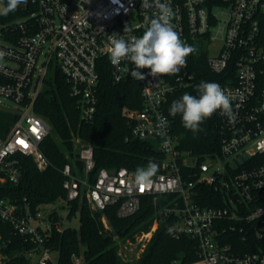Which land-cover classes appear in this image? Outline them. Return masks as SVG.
Here are the masks:
<instances>
[{"label": "built area", "instance_id": "1", "mask_svg": "<svg viewBox=\"0 0 264 264\" xmlns=\"http://www.w3.org/2000/svg\"><path fill=\"white\" fill-rule=\"evenodd\" d=\"M161 2L171 6L172 24L184 42L212 49L219 43L218 51L207 56L214 72L234 66L235 77L231 75L221 87L231 97L237 118L231 123L218 111L228 131L221 151L199 159L176 146L164 107L170 95L186 85L187 72L153 77L150 69H140L145 79L136 80L129 61L113 66L109 60V36H142L159 13L155 0H149L150 8L142 7V0H28L0 20V52L5 53L0 58V97L12 102L0 99V106L18 114L0 138V186L21 181L24 157H32L39 170L49 165L41 144L52 128L35 105L56 72L66 77L71 94L80 102L82 118L89 122L98 104V62L106 59L114 82L139 83L143 107L126 108L124 114L134 137L152 140L166 154L165 170L140 187L133 183L134 171L126 167L96 170L94 147L76 138L82 165L68 162L62 170L68 200L85 193L92 209L117 205L118 216L126 218L139 211L144 195L177 193L183 205L165 212L179 214V228L198 241L200 258L190 263L176 259L172 264H264V0ZM126 26L130 31L124 33ZM161 117L168 121V149L162 147ZM210 159L222 163L207 162ZM185 165L188 169L182 173ZM198 184L213 186L224 204L198 203ZM47 215L40 210L33 213L28 203L0 198V219L38 244L28 252L37 264H57L45 245L54 226ZM149 233L152 230L143 235ZM5 259L0 254V264ZM74 264H83V258L74 256Z\"/></svg>", "mask_w": 264, "mask_h": 264}, {"label": "trees", "instance_id": "2", "mask_svg": "<svg viewBox=\"0 0 264 264\" xmlns=\"http://www.w3.org/2000/svg\"><path fill=\"white\" fill-rule=\"evenodd\" d=\"M4 19L0 16L1 21ZM188 44L197 51L187 57V67L180 71L182 74L187 72V83L170 95L164 109L171 121L177 148L203 159L219 153L228 136L218 111L205 120L201 125L202 131L193 133L183 127L179 114L175 117L169 114L170 105L184 93L197 95L196 88L201 81L216 82L221 86L229 82L231 75L234 78L235 73L232 64L224 72H214L208 65L207 54L203 51L198 56L200 48L192 42ZM98 69L97 110L94 119L89 122L82 118L80 102L71 94L64 74L57 71L54 80L49 81L35 105V111L46 118L52 128L41 144L49 165L45 170H39L32 157H24L21 181L0 186V198L21 205L28 203L33 213L40 210V205L44 203L58 199L67 201L68 204L63 207L68 211V218L79 216L78 228H57L55 224L63 222V216L57 209L47 215L54 226L46 236L45 245L58 252L57 264H74V256H81L83 264H172L176 259L185 263L198 260V241L180 230L179 214L165 212L170 206L183 205V199L177 193L144 195L139 211L126 218L118 216L117 205H110L104 210L92 209L85 193L68 200L62 170L68 162L82 165L76 138L94 147L96 170L126 167L135 172L137 167H144L149 161L159 164L158 173L165 170L166 154L152 140L134 137L132 124L124 114L126 108L143 107L139 83L134 79L114 82L106 59L99 60ZM17 119L16 112L0 106V138L7 135ZM187 169L186 165L183 166L182 173ZM196 189V201L201 205L224 204L221 193L213 186L198 184ZM104 217L109 228L104 223ZM155 223L158 226L141 256L134 263L126 261L119 253V240H135L136 235L150 232ZM36 246L38 244L31 238L20 235L10 223L0 219V254L6 257V264H37L28 255Z\"/></svg>", "mask_w": 264, "mask_h": 264}, {"label": "clouds", "instance_id": "3", "mask_svg": "<svg viewBox=\"0 0 264 264\" xmlns=\"http://www.w3.org/2000/svg\"><path fill=\"white\" fill-rule=\"evenodd\" d=\"M28 0H7L6 7L2 10L3 15L15 12L20 5H26ZM142 7L150 8L149 0H142ZM155 6L159 13L150 19L149 26L142 36L125 39L123 35H111L109 60L113 66H119L127 60L135 68L130 75L136 80H143L145 76L140 69H150V75H171L180 73L182 68L187 67V57L197 49L181 39L180 34L172 24L173 11L167 2L155 0ZM130 31L126 26L124 33ZM5 53L0 52V58ZM129 72V69H126ZM197 95L184 93L178 100H174L169 108V114L173 117L180 115L185 129L193 133L202 131L201 125L211 118L217 111L226 116L229 122L234 123L237 115L233 111L231 97L216 82L201 81L196 88ZM167 118L161 117L159 128L163 138L162 147L168 149L170 141L167 138ZM159 164L149 161L144 167H137L133 175V183L144 187L153 182L159 171Z\"/></svg>", "mask_w": 264, "mask_h": 264}, {"label": "rangeland", "instance_id": "4", "mask_svg": "<svg viewBox=\"0 0 264 264\" xmlns=\"http://www.w3.org/2000/svg\"><path fill=\"white\" fill-rule=\"evenodd\" d=\"M7 1L6 0H0V13H2V10L6 7ZM3 14H0V16ZM2 28V23L0 22V29ZM197 47L200 48L201 51L197 54L202 55L203 51L207 54V56H212L215 51H218L219 49V43L217 42L215 47L212 49L211 47L204 46L202 43H199L196 45ZM0 99L4 100L7 103H11V101L4 99L3 97H0ZM158 147V146H157ZM207 162H216L221 164V161L215 160V159H210ZM68 203L64 199H58L54 202L50 203H44L40 205V212L45 216L49 212H51L54 209H57L61 215L63 216V222L60 225L61 228L66 227V226H73V227H79V216H73L71 219L68 218L67 214L68 211L65 207ZM104 223L106 227H110L108 224V221L106 218H103ZM158 224H154L152 227V232L157 228ZM152 236V233H149L147 236H144L143 234H139L135 236V240L132 239H126V240H119L120 243V248H119V253L122 255V257L128 261L129 263H134L142 254L144 251L145 247L147 246V243L150 241ZM117 237V236H115ZM52 257L55 261H57L58 258V252L57 251H51ZM36 258V255L34 256Z\"/></svg>", "mask_w": 264, "mask_h": 264}, {"label": "water", "instance_id": "5", "mask_svg": "<svg viewBox=\"0 0 264 264\" xmlns=\"http://www.w3.org/2000/svg\"><path fill=\"white\" fill-rule=\"evenodd\" d=\"M6 264V263H5Z\"/></svg>", "mask_w": 264, "mask_h": 264}]
</instances>
